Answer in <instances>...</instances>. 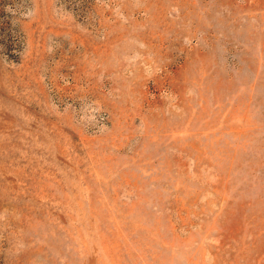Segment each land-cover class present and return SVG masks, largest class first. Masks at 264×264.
<instances>
[{"label":"rangeland","instance_id":"374dc122","mask_svg":"<svg viewBox=\"0 0 264 264\" xmlns=\"http://www.w3.org/2000/svg\"><path fill=\"white\" fill-rule=\"evenodd\" d=\"M0 264H264V0H0Z\"/></svg>","mask_w":264,"mask_h":264}]
</instances>
